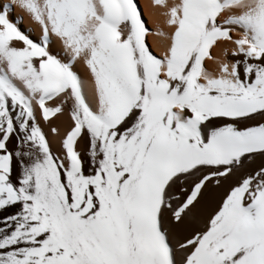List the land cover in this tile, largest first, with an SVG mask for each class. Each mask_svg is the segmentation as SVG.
<instances>
[{"label": "snow or ice", "instance_id": "6c2138e0", "mask_svg": "<svg viewBox=\"0 0 264 264\" xmlns=\"http://www.w3.org/2000/svg\"><path fill=\"white\" fill-rule=\"evenodd\" d=\"M152 3H0V264H264V0Z\"/></svg>", "mask_w": 264, "mask_h": 264}, {"label": "bare ground", "instance_id": "6f19581e", "mask_svg": "<svg viewBox=\"0 0 264 264\" xmlns=\"http://www.w3.org/2000/svg\"><path fill=\"white\" fill-rule=\"evenodd\" d=\"M2 2H4V0H0V3ZM134 2L137 4L142 20L149 32V34L145 37L147 47L149 48V50L152 52L153 55H159L160 54L159 40L156 36L152 35V33H155L157 29L163 28V17L161 15L162 10L154 7L152 0H134ZM10 15L11 18H19L20 29L22 31L28 32V34L34 41L37 40L38 30L36 26L31 24L23 13L19 12L17 9L14 8ZM232 35L233 37H235L236 33H232ZM225 49H227L226 53L224 51ZM49 51L53 55L59 54V58H61L62 60H66V54L63 53V50L59 45V42L54 40L49 47ZM231 51H232V45L230 43L221 42L218 45V47L212 50V54L214 57L230 59ZM73 71H75L83 80H85L86 82L85 94L87 96L89 94V89H90V79L86 75V69L84 68L83 64L80 61H77L73 65ZM65 115L66 114L60 115L52 119V124L57 127L58 132L62 127L64 128ZM41 127L45 132V135L47 136L48 134V136H50L51 134L50 129L48 127H44L43 124H41ZM52 149L54 148L52 147ZM217 195L218 193L211 194L212 198H215Z\"/></svg>", "mask_w": 264, "mask_h": 264}, {"label": "rangeland", "instance_id": "374dc122", "mask_svg": "<svg viewBox=\"0 0 264 264\" xmlns=\"http://www.w3.org/2000/svg\"><path fill=\"white\" fill-rule=\"evenodd\" d=\"M68 125H69V120H68L67 115H65L64 128L62 127L61 128L62 130L60 129L61 132L59 131L58 132L59 134L56 135V136H54L55 138L51 134H50V136H48V134L46 136L48 138V140H50L49 141L50 147L52 145V147L54 148V149H52V147H51V149H52V151H53L54 154H56L60 150V148H59V141L62 138V135L65 133L66 129L68 128Z\"/></svg>", "mask_w": 264, "mask_h": 264}]
</instances>
